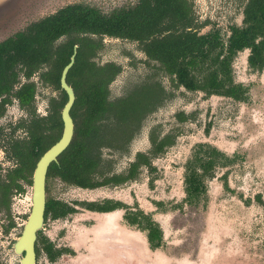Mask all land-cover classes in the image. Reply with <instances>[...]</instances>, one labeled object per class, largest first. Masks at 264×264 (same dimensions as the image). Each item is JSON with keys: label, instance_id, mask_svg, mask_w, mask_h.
<instances>
[{"label": "trees", "instance_id": "trees-1", "mask_svg": "<svg viewBox=\"0 0 264 264\" xmlns=\"http://www.w3.org/2000/svg\"><path fill=\"white\" fill-rule=\"evenodd\" d=\"M204 27L190 0H137L136 5L108 15L87 5L72 4L0 42V121L14 100L29 117L10 125L9 134L0 126L1 147L13 163L5 176L0 174V209L8 221L6 234L16 226L10 210L13 193H26V187L32 186L38 161L61 138V112L67 95L61 90L60 78L76 46L75 63L67 77L76 94L71 111L75 135L58 162L50 166L48 179L59 178L68 185L93 190L135 181L146 169L153 188L157 173L153 161L175 145L180 129L162 135L159 126L153 127L149 133L150 149L137 153L124 174L113 173V162L104 159L102 151L106 148L126 152L147 118L173 98L160 76L167 77L177 90L183 88L205 97L220 96L236 102L249 100V88L235 81L233 64L239 53L249 50V70H264V0H247L242 25L231 26L226 40L218 29L202 34ZM105 38L136 43L147 58L150 71L142 82L115 101L109 100V87L122 69L115 63L96 62ZM35 75L42 85L59 92L57 98L50 100L47 118L35 113L37 85L31 81ZM176 119L185 124L194 120L195 114L179 112ZM19 129L26 133L22 139L16 136ZM241 160L240 154L229 155L213 145L196 144L184 165L185 198L173 208L206 207L208 182L219 172H223L220 179L224 188L230 191L229 171ZM256 201L264 210L260 195ZM79 205L97 213L124 209V220L146 233L150 250H158L164 244L160 225L137 205L135 210L113 200ZM156 206L161 208L163 204ZM74 212L69 205L47 197L46 221ZM41 241L50 262H56L64 253L45 238Z\"/></svg>", "mask_w": 264, "mask_h": 264}, {"label": "rangeland", "instance_id": "rangeland-1", "mask_svg": "<svg viewBox=\"0 0 264 264\" xmlns=\"http://www.w3.org/2000/svg\"><path fill=\"white\" fill-rule=\"evenodd\" d=\"M198 21L206 26L202 33L214 28L228 37L232 25H241L247 0H191ZM137 0H0V41L24 30L33 22L55 14L60 9L83 4L108 15L113 11L134 6ZM249 51L241 53L235 61V80L249 88L247 102H235L223 97H205L175 89L166 77L160 76L166 89L174 97L155 114L149 116L144 127L130 146L128 154L113 155L114 171L124 172L137 152L149 147V131L157 125L166 133L180 128L176 144L155 160L157 181L149 186L144 172L134 183L118 187L84 191L54 181L52 196L68 203L75 201H101L115 199L133 206L136 202L164 231L162 249L151 251L144 233L127 227L123 212L99 215L82 211L64 221L49 222L44 235L58 247L72 249L74 255H64L55 264H264V210L256 196L264 201V70L251 72L247 67ZM97 62L116 63L122 73L111 85L110 98L122 97L132 86L142 82L149 66L145 55L136 43L105 38V49ZM38 82V76L34 78ZM55 94L51 88L38 85L35 99L37 114H43L49 99ZM195 113V120L179 124L176 114ZM39 114V115H40ZM26 113L17 102L7 106L0 126L15 125ZM210 125V131L205 129ZM24 137V133H16ZM198 143H209L229 155L240 154L243 160L229 171L231 191L225 190L218 177L208 184V204L205 208L173 206L184 197V164ZM0 143V174L11 169L10 162ZM110 151H104L109 158ZM32 188L26 193H13L10 200L15 228L5 233L7 217L0 209V264H19L20 256L13 244L20 237L23 225L30 214ZM250 202L247 204V202ZM154 202L164 203L165 211ZM40 264H51L41 260Z\"/></svg>", "mask_w": 264, "mask_h": 264}, {"label": "flooded vegetation", "instance_id": "flooded-vegetation-1", "mask_svg": "<svg viewBox=\"0 0 264 264\" xmlns=\"http://www.w3.org/2000/svg\"><path fill=\"white\" fill-rule=\"evenodd\" d=\"M191 1V0H190ZM192 2V1H191ZM193 3V2H192ZM136 5V4H135ZM193 7H194V3H193ZM194 12H195V9H194ZM195 16H196V14H195ZM197 18V17H196ZM34 23V22H33ZM200 23V22H199ZM242 25V24H241ZM241 25H236V26H241ZM206 26V25H205ZM232 26H234V25H232ZM231 27V26H230ZM214 29H218V28H214ZM203 30V29H202ZM213 30V29H212ZM218 30H220V29H218ZM211 31V30H210ZM221 31V30H220ZM201 33H202V31H201ZM208 33V32H207ZM202 34H205V33H202ZM221 34H222V32H221ZM229 35H230V31H229ZM228 35V36H229ZM222 36L224 37V35L222 34ZM228 37H224V39L226 40ZM110 39V38H109ZM111 39H114V38H111ZM116 40H120V39H116ZM77 47V46H76ZM77 49V48H76ZM75 49V50H76ZM104 49H105V39H104ZM103 49V50H104ZM102 50V51H103ZM245 51H249V50H245ZM245 51H243V52H241V53H244ZM101 53V52H100ZM241 53H239V55L241 54ZM238 55V56H239ZM238 56H237V58H238ZM248 56H249V54H248ZM76 57V56H75ZM146 57V56H145ZM72 58V57H71ZM236 58V59H237ZM147 59V58H146ZM236 59H235V61H236ZM247 59H248V57H247ZM96 62H97V58H96ZM98 63V62H97ZM109 63H113V62H109ZM98 64H100V63H98ZM105 64H107V63H105ZM116 64V63H115ZM234 64H235V62H234ZM234 64H233V69H234ZM100 65H104V64H100ZM118 65V64H117ZM120 66V65H119ZM121 67V66H120ZM247 67H248V64H247ZM72 69V68H71ZM121 69H122V67H121ZM249 69V68H248ZM70 72V71H69ZM252 72V71H251ZM63 73V72H62ZM121 73H122V71H121ZM120 73V74H121ZM69 74V73H68ZM119 74V75H120ZM148 74H149V72H148ZM147 74V75H148ZM118 75V76H119ZM38 75H35L33 78H32V80L31 81H33V82H35L36 83V85H37V89H38V85L39 84H41L40 82H39V77H38V82H36V81H34V78L35 77H37ZM117 76V77H118ZM234 76H235V70H234ZM61 77H62V74H61ZM67 77H68V75H67ZM117 77H116V79H117ZM167 78V77H166ZM115 79V80H116ZM115 80L112 82V84L115 82ZM236 81V80H235ZM161 83H162V85L164 86V84H163V82L161 81ZM238 83V82H237ZM67 84L69 85V83H68V81H67ZM111 84V85H112ZM240 84H242V83H240ZM42 85V84H41ZM111 85H110V87H109V89H110V91H111ZM244 85V84H243ZM42 86H44V85H42ZM60 86H61V78H60ZM71 88H72V86L71 85H69ZM245 86V85H244ZM46 87H48V88H51V87H49V86H46ZM133 87V86H132ZM164 88H165V90L167 91V92H171L173 95H174V92H172V91H168L167 89H166V87L164 86ZM52 90H53V88H51ZM73 89V88H72ZM180 89H183V88H180ZM61 90L63 91V92H65L63 89H62V87H61ZM129 90V89H128ZM127 90V91H128ZM179 90V89H178ZM73 91H74V89H73ZM53 92H54V96L53 97H51L50 99H49V102H48V105L45 107V112L41 115L40 113V115L39 114H37V112H36V110H35V113H36V116H38V117H40V118H47L48 116H49V113H50V111H51V109H50V100L52 99V98H57L58 97V94H59V92H57V91H55V90H53ZM187 92V91H186ZM74 93H75V91H74ZM127 93V92H126ZM126 93L122 96V97H124L125 95H126ZM189 93H191V92H189ZM65 94H66V92H65ZM111 94V93H110ZM201 94H203V93H201ZM36 95H37V92H36ZM67 95V94H66ZM204 95V94H203ZM205 96V95H204ZM174 97V96H173ZM212 97V96H211ZM217 97H220V96H217ZM121 98V97H120ZM120 98H118V99H120ZM208 98V97H207ZM223 98H226V97H223ZM35 99H36V97H35ZM228 99H230V98H228ZM109 100L110 101H115V100H112L111 98H110V96H109ZM117 100V99H116ZM171 100V99H170ZM170 100H168V101H170ZM233 100V99H232ZM168 101H166V102H168ZM234 101V100H233ZM14 102H17L16 100H14ZM67 102H68V96H67ZM75 102H76V94H75ZM165 102V103H166ZM236 102V101H235ZM165 103H164V105H165ZM240 103H243V102H240ZM18 104V103H17ZM35 104V103H34ZM67 104V103H66ZM66 104H65V106H66ZM75 104V103H74ZM19 105V104H18ZM65 106H64V108H65ZM20 107V106H19ZM73 107H74V105H73ZM73 107H72V109H73ZM21 108V107H20ZM63 108V109H64ZM161 108V107H160ZM159 108V109H160ZM34 109H35V106H34ZM63 109H62V112H63ZM72 109H71V111H72ZM158 109V110H159ZM21 110H23V109H21ZM27 115H26V117L25 118H20V120L17 122V123H19L21 120H27L29 117H28V113L25 111V110H23ZM62 112H61V121H62ZM157 112V111H156ZM155 112V113H156ZM181 112H184V111H181ZM155 113H153V114H155ZM186 113V112H185ZM152 114V115H153ZM188 114V113H187ZM190 114H195V113H190ZM70 115H71V112H70ZM177 115V114H176ZM151 116V115H150ZM71 118H72V120H73V123H74V135H75V122H74V119H73V117L71 116ZM175 118H176V116H175ZM195 120V119H194ZM191 121V120H190ZM189 122V121H188ZM188 122H186V123H188ZM16 123V124H17ZM179 123V122H178ZM185 123V124H186ZM62 124H63V121H62ZM180 124V123H179ZM181 125H183V124H181ZM157 126H159L160 127V132L162 133V135H165V134H167V133H169V132H164L163 130H162V127L160 126V125H157ZM143 127H144V125H143ZM143 127H142V129H143ZM154 127H156V126H154ZM63 128H64V125H63ZM207 128H209V131H210V125H208V127ZM206 128V129H207ZM178 129H180V128H178ZM206 129H205V131H206ZM174 130V129H173ZM19 131H21L22 133H24V137L26 136V133H25V131L24 130H22V129H19L16 133H18ZM142 131V130H141ZM151 131V130H150ZM150 131H149V133H150ZM172 131V130H171ZM180 131H181V129H180ZM141 133V132H140ZM62 134H63V130H62ZM140 135V134H139ZM138 135V136H139ZM19 137V136H18ZM24 137H19V138H24ZM61 137H62V135H61ZM179 137V136H178ZM73 138H74V136H73ZM137 138V137H136ZM61 139V138H60ZM59 139V140H60ZM178 139V138H177ZM59 140L57 141V142H59ZM135 140V139H134ZM133 140V141H134ZM148 140H149V134H148ZM73 141V140H72ZM133 141H131V143L128 145V150L126 151V152H121V151H113V150H111V149H103V151H102V153H103V158L104 159H106V160H111L112 162H113V167H112V171H113V173L114 174H124V173H126L127 172V170L129 169V166H130V164L135 160V156H136V154L137 153H145V152H137L136 154H135V156H134V158H133V160H131L130 161V163H129V165H128V168L124 171V172H121V173H117V172H115L114 171V166H115V161L113 160V155H118V154H120L121 156H124V155H126V154H128L129 153V151H130V146H131V144L133 143ZM177 141V140H176ZM56 142V143H57ZM55 143V144H56ZM72 143V142H71ZM54 144V145H55ZM149 144H150V142H149ZM176 144V143H175ZM199 144V143H198ZM207 144H209V143H207ZM53 145V146H54ZM71 145V144H70ZM69 145V146H70ZM211 145V144H210ZM52 146V147H53ZM195 146V145H194ZM193 146V147H194ZM214 146V145H213ZM51 147V148H52ZM216 147V146H215ZM69 148V147H68ZM67 148V149H68ZM218 148V147H217ZM66 149V150H67ZM149 149H150V147H149ZM148 149V150H149ZM219 149V148H218ZM65 150V151H66ZM105 150H107V151H110L112 154H110L109 156V158H105L104 157V151ZM147 150V151H148ZM64 151V152H65ZM146 151V152H147ZM222 151V150H221ZM63 152V153H64ZM167 152V151H166ZM191 152H192V150H191ZM224 152V151H223ZM62 153V154H63ZM226 153V152H225ZM61 154V155H62ZM60 155V156H61ZM164 155V154H163ZM59 156V157H60ZM191 156V155H190ZM59 157H58V159H59ZM42 158V157H41ZM40 158V159H41ZM160 158V157H159ZM58 159H57V162H58ZM158 159V158H157ZM157 159H155V160H157ZM189 159V158H188ZM187 159V160H188ZM155 160L153 161V164H154V166H155ZM40 161V160H39ZM38 161V162H39ZM57 162H54V163H57ZM187 162V161H186ZM185 162V163H186ZM38 164V163H37ZM53 164V163H52ZM51 164V165H52ZM50 165V166H51ZM185 165V164H184ZM37 166V165H36ZM50 166H49V168H50ZM156 167V166H155ZM157 168V167H156ZM183 168H184V166H183ZM36 169V168H35ZM35 171V170H34ZM48 172H49V169H48ZM144 172H147V170L146 169H143L142 170V172H141V175L144 173ZM157 172H158V170H157ZM112 173V174H113ZM33 174H34V172H33ZM147 174H148V172H147ZM219 174V173H218ZM218 174H217V177H218ZM222 174H223V172H222ZM140 175V176H141ZM183 175H184V173H183ZM148 176H149V174H148ZM222 176V175H221ZM220 176V177H221ZM216 177V178H217ZM140 178V177H139ZM138 178V179H139ZM215 178V179H216ZM137 179V180H138ZM157 173H156V181H157ZM219 180H221L220 178H218ZM137 180H135V181H137ZM214 180V179H213ZM54 181H59L60 183H62L63 185H65V186H68V187H74V188H77V189H81V190H84V191H95V190H99V189H103V188H118V187H122V186H125V185H128V184H130V183H134L135 181H131V182H128V183H125V184H123V185H120V186H116V187H112V186H108V187H102V188H97V189H93V190H89V189H83V188H80V187H77V186H73V185H68V184H66V183H64V182H62L59 178H50V179H48V173H47V178H46V204H47V197L48 196H50L51 198H53V199H55V200H58V201H60V202H63V203H65V204H67V205H69L70 207H72V208H74L75 209V212L74 213H71V214H69L67 217H65V218H61V219H56V220H45V216H44V227H43V229L41 230V231H39L38 232V234H37V240H36V243H35V254H36V264H40V261L41 260H46L47 262H49V263H51V264H55V263H57L64 255H74L75 254V252L72 250V249H70V248H67V247H58V246H56L55 244H54V242H52L49 238H47L45 235H44V230H45V226L49 223V222H58V221H64V220H67L68 218H70V217H73V216H76V215H78L79 213H81L82 211H85V212H89V213H95V214H99V215H105V214H111V213H117V212H123V215H122V219H123V221H124V223H125V225L127 226V227H129V228H131V229H134V230H136L134 227H131V226H129L127 223H126V221L124 220V214H125V210L124 209H117V210H115V211H111V212H108V213H97V212H92V211H89V210H87V209H85V208H83L82 206H80L79 205V203H93V202H98V203H101V202H103V201H105V200H113V201H116V202H120V203H122V204H124L125 206H127L129 209H131V210H135V207H136V205H137V207L139 208V209H141L144 213H146V214H150V215H152V217H153V214H151V213H147V212H145L140 206H139V204L136 202L133 206H130V205H127V204H125V203H123V202H121V201H119V200H115V199H109V198H106V199H102L101 201H75V202H72V203H68V202H65V201H63V200H60V199H57V198H55V197H53L52 196V191H51V189H52V184H53V182ZM149 181H150V176H149ZM156 181H155V183H156ZM222 181V180H221ZM211 182V181H210ZM223 182V181H222ZM32 183H33V176H32ZM155 183H154V186H155ZM208 184H209V182H208ZM183 185H184V177H183ZM149 186H150V182H149ZM228 186H229V183H228ZM30 188H32V186L30 187ZM150 188H151V186H150ZM154 188V187H153ZM152 188V189H153ZM47 189L49 190V192H47ZM229 189H230V187H229ZM209 190V189H208ZM226 190V189H225ZM231 191V190H230ZM184 194H185V192H184ZM23 195V194H22ZM207 195H208V193H207ZM185 198V197H184ZM209 199V198H208ZM31 201H32V194H31ZM183 201V200H182ZM182 201L180 202V203H178V204H181L182 203ZM157 203H162V202H154V204H155V206H156V204ZM250 202L248 201L247 202V204H249ZM163 204V207H161V208H159V207H157V209L159 210V209H163L162 211H165V207H164V203H162ZM207 204H208V202H207ZM177 205V204H176ZM207 206V205H206ZM174 207V206H173ZM184 207H189V206H183V208ZM182 208V209H183ZM190 208V207H189ZM203 208H205V207H203ZM31 209H32V207H31ZM182 209H179V210H182ZM45 212H46V210H45ZM30 213H31V211H30ZM29 217H30V214H29V216L27 217V219H26V221H25V224L27 223V220L29 219ZM153 219H154V217H153ZM14 220V219H13ZM155 220V219H154ZM156 221V220H155ZM157 222V221H156ZM158 223V222H157ZM25 224L23 225V228H24V226H25ZM159 224V223H158ZM160 225V224H159ZM160 227H161V225H160ZM161 229H162V227H161ZM136 231H139V230H136ZM162 231H163V229H162ZM22 232H23V229H22ZM22 232H21V235H22ZM139 232H141V231H139ZM141 233H144L145 234V236H146V233L145 232H141ZM21 235H20V237H21ZM19 237V238H20ZM18 238V239H19ZM43 238H45L46 240H48V242L49 243H51L53 246H54V248L55 249H57V250H63L64 251V253H62V255L56 260V262H50L49 261V259L47 258V256H46V254L44 253V251H43V249H42V239ZM17 239V240H18ZM17 240H16V242H17ZM146 240H147V236H146ZM15 242V243H16ZM163 242L165 243V237H164V231H163ZM14 243V244H15ZM14 244H13V251H14V253L16 254V252H15V250H14ZM147 244H148V242H147ZM163 246H164V244H163ZM163 246L160 248V249H162L163 248ZM149 247V246H148ZM160 249H158V250H160ZM158 250H155V251H158ZM40 251V252H39ZM152 251V250H151ZM154 252V251H153ZM16 255H18V254H16ZM18 256H20V260H19V264H21L20 263V261H21V259L23 258V256L24 255H18Z\"/></svg>", "mask_w": 264, "mask_h": 264}, {"label": "water", "instance_id": "water-1", "mask_svg": "<svg viewBox=\"0 0 264 264\" xmlns=\"http://www.w3.org/2000/svg\"><path fill=\"white\" fill-rule=\"evenodd\" d=\"M77 47H75L76 49ZM76 50L70 63L65 67L61 77V87L68 96V102L62 112L63 134L59 142L50 148L38 162L33 174L32 209L30 217L23 228L21 237L14 244L18 255H24L21 264H36L35 243L37 234L44 227L46 210V178L49 166L57 162L58 157L69 147L74 136V123L70 112L75 103V93L67 84V75L75 63Z\"/></svg>", "mask_w": 264, "mask_h": 264}, {"label": "crops", "instance_id": "crops-1", "mask_svg": "<svg viewBox=\"0 0 264 264\" xmlns=\"http://www.w3.org/2000/svg\"><path fill=\"white\" fill-rule=\"evenodd\" d=\"M12 35H13V34H12ZM12 35H11V36H12ZM9 37H10V36H9ZM6 39H7V38H6ZM6 39L1 40L0 42L4 41V40H6Z\"/></svg>", "mask_w": 264, "mask_h": 264}]
</instances>
